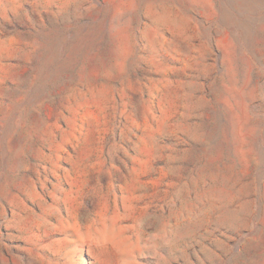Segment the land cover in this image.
I'll list each match as a JSON object with an SVG mask.
<instances>
[{
  "label": "rangeland",
  "instance_id": "374dc122",
  "mask_svg": "<svg viewBox=\"0 0 264 264\" xmlns=\"http://www.w3.org/2000/svg\"><path fill=\"white\" fill-rule=\"evenodd\" d=\"M0 264H264V0H0Z\"/></svg>",
  "mask_w": 264,
  "mask_h": 264
}]
</instances>
